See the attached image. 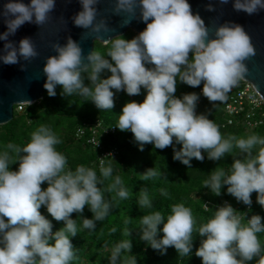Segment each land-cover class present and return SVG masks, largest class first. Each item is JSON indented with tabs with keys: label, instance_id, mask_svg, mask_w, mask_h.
I'll return each mask as SVG.
<instances>
[{
	"label": "clouds",
	"instance_id": "9594fccd",
	"mask_svg": "<svg viewBox=\"0 0 264 264\" xmlns=\"http://www.w3.org/2000/svg\"><path fill=\"white\" fill-rule=\"evenodd\" d=\"M99 2L79 0L81 10L72 21L85 30L81 40L93 37L110 45L106 54L94 50L85 54L81 44L71 38L63 45L53 43L56 55L48 56L42 69L47 94L54 97L60 85L62 95L77 96L92 101L101 110H111L113 89L134 96L143 87L147 90L143 102H127L116 126L121 131L130 130L141 151L145 144L163 150L172 146L175 138L182 147L174 148L173 159L188 168L193 158L203 162L202 151L213 161L231 154L230 171L216 167L203 187L219 196L227 185V193L249 208L255 192L256 202L264 208V136L223 138L207 115L196 113L200 98L197 93L175 96L178 80L194 88L203 82L202 94L210 103L226 101L227 94L248 72L245 61L256 54L250 35L235 23L210 28L198 13L192 12L188 0H115L111 11L123 16L121 26L139 19L146 27L131 39L122 35L104 38L114 29L105 18L98 19ZM219 3L225 5L229 0ZM232 6L234 11L251 16L264 10V0H232ZM55 8L56 0H5L0 6V20L6 25V31L0 32V62L15 65L36 58L39 53L30 38L16 42L10 37L25 23L45 25ZM208 10L215 9L209 5ZM104 70L111 75L101 78ZM85 79L90 83L85 84ZM61 142L50 127L41 125L26 145L9 143L0 153V264H70L76 257L70 237L78 233L72 213L81 214L82 229L95 230L97 222L110 214L117 198L129 197L119 176L107 187H101L113 175L112 167H105L103 161L99 175L83 165L75 171L67 169V158L55 147ZM17 162L18 169L11 170L10 165ZM160 175L152 167L140 178L148 181ZM44 182L48 186L42 189ZM105 193L114 195L106 200ZM161 195L167 196L168 192L162 189ZM137 204L143 211L154 206L146 191L141 192ZM86 205L91 218L82 216ZM41 206L56 221H63L64 227L53 232L51 221L40 212ZM138 227L140 239L162 254L174 247L179 256H190L195 231L201 237L195 255L202 264H248L254 258L256 264H264V250L257 236L264 233L262 217H241L227 203L199 226L190 208L174 204L166 218L159 211L142 215ZM116 231L112 229L113 233ZM124 235L131 233L125 231ZM132 248L131 239L116 243L109 264H119L122 253L130 254ZM127 264L137 262L129 257Z\"/></svg>",
	"mask_w": 264,
	"mask_h": 264
},
{
	"label": "trees",
	"instance_id": "16d2710c",
	"mask_svg": "<svg viewBox=\"0 0 264 264\" xmlns=\"http://www.w3.org/2000/svg\"><path fill=\"white\" fill-rule=\"evenodd\" d=\"M137 34L130 29L122 36L125 39H131ZM109 46L97 40L94 51L103 55L106 54ZM145 66L153 67L150 64ZM110 75V71L104 70L101 78H107ZM84 82L85 84L90 83L87 79ZM239 84L242 85L243 80ZM198 90L199 86L194 88L178 80L175 96L180 98L192 92L199 95ZM62 91V86L57 85L54 97H50L45 90L40 100L30 105H22L21 109L16 106L13 119L0 125V153L6 150L9 143L21 147L26 145L30 142L32 133L41 125L50 127L62 141L55 147L67 158V169L72 171L83 165L92 168L99 175L103 150L117 149L116 156L103 159L105 167H112L113 175L101 187H107L116 176H119L123 181V186L129 192V197L127 199L117 198L113 202L110 214L104 221L97 222L95 230L82 229V218L79 216L81 214L72 213L71 218L76 220L78 233L70 237L76 253V257L70 264H109L113 247L124 239H131L133 248L130 254L122 253L119 264H127L129 257H134L137 264H202V259L195 255V250L199 247L201 240L195 231L193 232V251L190 256H179L174 247L167 248V251L162 254L140 239L141 230L138 227L140 217L149 212L159 211L166 218L171 213V206L174 204H184L190 208L197 226L213 218L217 208L223 206L226 199L231 200L230 205L238 210V215L241 217L250 218L253 214H259L264 223V208L256 202L257 193H252V204L249 208L242 202L231 199V195L227 193V185L222 187L219 196L203 187L204 181L216 167L223 168L226 172L230 171L233 163L231 154H226L219 161H213L209 160L207 154L202 151L205 156L203 162L193 158L191 168H188L179 160L173 159L174 148L179 150L182 147V144L176 143L175 138L173 145L163 150L155 148L153 144H145L141 151L134 140L133 133L130 130L121 131L116 126L122 107L127 102H143L147 94V90L143 87L140 94L134 96H129L123 90L116 92L113 89L114 107L111 110H101L92 101L82 100L77 96L62 95ZM225 104L226 101L216 102L214 105L208 101H202L197 103L195 111L197 114L207 115L218 126L223 138L229 135H235L238 138H246L253 134L264 136V126L250 128L245 124L241 115L235 118L233 124H227ZM96 121H101L103 127L116 128L114 133L98 130L97 137L102 149L93 146L88 140L92 133L90 126ZM79 128L86 129L84 136L77 135ZM18 166V162L14 163L10 165V169L17 170ZM152 167L159 170L161 175L153 180H142L141 174ZM47 186V182H44L41 188L44 189ZM162 189L168 192L167 196L161 195ZM142 191H146L153 200L152 209L143 211L139 208L137 200ZM113 195L114 193H105V199L111 200ZM40 212L51 221L53 232L64 227V222L56 221L51 217L45 206H41ZM82 216L92 217L87 205ZM243 222L246 223V219ZM160 227L162 228V225ZM113 228L117 229L115 233L112 232ZM125 231L130 232L131 235H124ZM162 235L161 232L160 236ZM257 236L264 250V233H258ZM255 259L248 264H256Z\"/></svg>",
	"mask_w": 264,
	"mask_h": 264
},
{
	"label": "water",
	"instance_id": "95a60500",
	"mask_svg": "<svg viewBox=\"0 0 264 264\" xmlns=\"http://www.w3.org/2000/svg\"><path fill=\"white\" fill-rule=\"evenodd\" d=\"M4 2L5 0H0V6ZM23 2L29 3L30 0H23ZM114 2L115 0H100L97 5L101 15L98 19L105 18L109 27L114 29L104 38H108L110 35H123L130 29L139 33L146 27V24L139 19H133L129 24L121 26L123 16L116 15L111 11ZM188 2L192 12L198 13L210 28L225 22L235 23L241 25L250 35L256 54L245 61L248 72L243 80L251 83L264 98V10L249 16L244 12L234 11L232 0H229V3L225 5L220 4L219 0H188ZM209 5L215 10L209 11ZM80 10L79 0H56L55 11L45 25L39 27L35 24L25 23L14 36L10 37L16 42L21 38H30L39 55L30 62L21 60L19 64L15 65H4L0 62V125L13 119L16 106L29 104L25 100L34 103L43 97L46 76L42 69L46 58L56 55L51 47L53 43L58 42L63 45L71 38L81 44L85 54L94 50L97 40L106 44L105 41L94 40L93 37L81 40V35L85 30L76 27L72 21V17ZM3 31H6V25L0 20V32ZM2 46L3 41H0V48ZM22 65L25 67L22 68Z\"/></svg>",
	"mask_w": 264,
	"mask_h": 264
},
{
	"label": "built area",
	"instance_id": "2783aa9c",
	"mask_svg": "<svg viewBox=\"0 0 264 264\" xmlns=\"http://www.w3.org/2000/svg\"><path fill=\"white\" fill-rule=\"evenodd\" d=\"M243 80V79H242ZM203 82L199 86V101H208L209 100L202 94ZM21 109L22 106L20 105ZM225 112L227 115V124H233L237 116H242L244 118L245 124L250 128H257L264 126V98L258 93L254 86L243 80V84L238 83L237 86L233 87L231 91L227 94ZM92 133L88 139L93 146L99 147L102 149L101 142L97 137V132L99 129L103 130L105 133H114L116 131L115 127H103L101 121H96L93 125L90 126ZM86 129L79 128L77 135L84 136ZM117 154V149L103 150L101 154V161L106 157H114ZM231 199L236 200L234 196L231 195ZM231 200H224V204H230Z\"/></svg>",
	"mask_w": 264,
	"mask_h": 264
}]
</instances>
